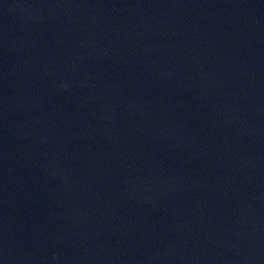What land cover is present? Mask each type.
<instances>
[{
	"label": "water",
	"instance_id": "95a60500",
	"mask_svg": "<svg viewBox=\"0 0 264 264\" xmlns=\"http://www.w3.org/2000/svg\"><path fill=\"white\" fill-rule=\"evenodd\" d=\"M0 264H264V0H0Z\"/></svg>",
	"mask_w": 264,
	"mask_h": 264
}]
</instances>
